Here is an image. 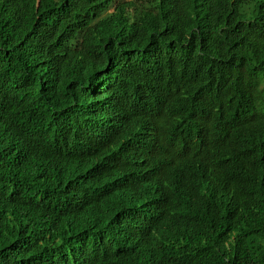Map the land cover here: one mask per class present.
I'll return each mask as SVG.
<instances>
[{"label":"trees","instance_id":"trees-1","mask_svg":"<svg viewBox=\"0 0 264 264\" xmlns=\"http://www.w3.org/2000/svg\"><path fill=\"white\" fill-rule=\"evenodd\" d=\"M198 87L207 93L196 105L188 94ZM177 105L200 116L204 140L211 133L219 147L229 142L238 168L261 177L264 0H0V264H31L58 242L66 264H82L78 231L60 217H91L105 235L127 234L139 226L128 221L129 205L162 220L182 193L192 194L190 234H220L242 216L243 235L221 238L240 264H264V200L254 205L241 188L226 198L241 216L226 214L213 199L228 182L221 173L199 179L192 168L179 177L187 154L220 148H182L174 157L152 147L156 115ZM111 145L114 157L104 151ZM117 172L129 177L124 194L115 187L104 198ZM87 196L96 202L81 218L72 200ZM119 207L102 220L101 208ZM130 244L110 241L92 264H114L125 252L139 262Z\"/></svg>","mask_w":264,"mask_h":264},{"label":"clouds","instance_id":"clouds-1","mask_svg":"<svg viewBox=\"0 0 264 264\" xmlns=\"http://www.w3.org/2000/svg\"><path fill=\"white\" fill-rule=\"evenodd\" d=\"M195 89L197 90L188 94V99L197 105L198 94L200 92L207 93V91L202 87ZM155 120L156 130L154 137H151V145L158 153L178 157L182 148L186 152L206 144L220 148L214 156L207 152L196 155L187 154L184 158V169L179 177H185L192 168L199 170V179L203 176L216 178L221 173L228 182H220L217 185L213 199L220 198L218 204L223 206L226 214L240 215L228 209L226 198L235 195L241 188H249L254 205L264 200V162L260 166L261 177L259 179L249 172L240 170L236 162L232 160L230 152L232 148L229 142H226L229 146L223 148L218 146L213 134L209 133L206 140L199 135L197 123L200 121V116L193 107L177 105L175 109H164L156 115ZM115 150L116 146L112 145L104 148V151L112 157H114ZM193 162H196L198 166ZM147 171H152V167H149ZM158 173H160L159 180L162 184L161 170ZM163 177L165 178V176ZM150 178L151 182L155 179L152 176ZM128 180L129 177L125 176V173L117 172L113 179L107 180L109 183L102 188L101 196L108 197L116 187L120 198L124 194ZM163 187L162 184L161 189ZM191 197L192 194L182 193L178 201L168 204L165 207L167 216L162 220L152 217L145 218L147 212L140 215L141 212L138 213L135 210V203L129 205L126 210L128 221L129 223L136 221L139 226L132 233L127 234L105 235L104 232L90 226L93 224L91 217L86 221H81L74 213L60 217V222L70 232L78 231L73 238L78 239L77 244L80 245V252L86 254L81 259L82 264H92L96 259H100L101 254L107 251L110 241L130 242L129 248L139 259V262H136L133 254L125 252L114 256V264H164L162 262H165L166 259H176L180 264H240V256L227 246V240L224 241L221 237L227 239L241 237L244 228L243 217L240 215V221L225 224L220 234H215L210 229L203 231V228H199L200 234L196 237L194 233L190 234L193 226L192 218L184 216L187 209L191 207L192 203H187ZM83 198L86 199L87 207L82 203V198L76 197L72 200L74 211L81 218H85L91 213L90 210L96 202V199H92L90 196ZM119 209L120 207L117 209L101 208L100 211L104 213H102V220L113 217L119 212ZM191 212L197 213V210L193 208ZM187 223L190 225L183 226ZM63 243L58 242L46 246L34 255L31 264H66L71 258L69 260L63 258L64 249L61 247ZM223 249L226 251L224 252Z\"/></svg>","mask_w":264,"mask_h":264}]
</instances>
